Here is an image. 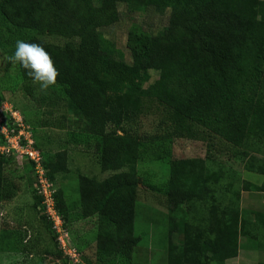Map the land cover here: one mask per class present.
Here are the masks:
<instances>
[{"label":"trees","instance_id":"trees-1","mask_svg":"<svg viewBox=\"0 0 264 264\" xmlns=\"http://www.w3.org/2000/svg\"><path fill=\"white\" fill-rule=\"evenodd\" d=\"M132 1L0 0L13 46L23 39L45 48L59 72L50 88L70 112L89 118L92 136L100 139L99 164L109 175L79 178L80 217L98 218L100 264L129 260L141 240L134 229L142 144L124 123L138 118L143 98L172 109L180 137L203 129L240 149L245 168L264 176V160L251 154L264 150V0H235L239 14L219 8L221 0H147V10L166 16L165 24L127 62L104 48L101 30L120 22V7ZM10 9L21 22L12 23ZM46 37L68 41L57 45ZM43 158L50 179L67 172L65 152ZM8 161L17 164L0 155V203L15 197L5 175ZM169 169L167 181L152 188L169 215L167 264H225L238 256L239 239L247 238L238 200L221 202L205 190L207 182L221 180L220 171L202 158L173 159ZM254 189L264 192V181ZM61 201L58 191L57 209L65 206ZM257 217L264 228V215Z\"/></svg>","mask_w":264,"mask_h":264},{"label":"rangeland","instance_id":"rangeland-1","mask_svg":"<svg viewBox=\"0 0 264 264\" xmlns=\"http://www.w3.org/2000/svg\"><path fill=\"white\" fill-rule=\"evenodd\" d=\"M146 1L133 0L129 5H122L120 22L101 30L104 48L127 62L132 61L133 49L145 46L148 38L165 24L166 16L148 11ZM218 7L230 13H242L235 0H221ZM10 13L14 16L13 24L22 21L23 16L16 10ZM8 26L13 27L0 18V107L7 104L23 116L32 126L36 146L45 157L65 152L67 172L51 176L54 188L56 192H62L61 202L65 204L58 208L63 220L59 233L38 209L31 166L7 162L6 179L16 191L11 201L0 203V264H100L97 260L98 218L80 217L79 194L80 176L100 181L109 175L99 164L100 139L92 136L87 116L67 109L60 92L55 93L53 88L42 92L38 84L21 76L17 64L5 59L14 53L13 37H16ZM45 40L57 45L68 41L61 37H46ZM156 78L153 74V80ZM124 128L142 144L137 164L140 184L134 229L141 240L129 260L118 259L116 264H167L169 215L164 199L152 188L167 181L169 163L173 159H206L212 170L220 171L222 180L207 182L205 190L221 202L238 200L233 195L242 192L236 189L237 183L243 185L244 193L262 192L254 189L259 187L253 186L256 180L250 177L239 180L244 169L240 149L203 129L192 128L188 130L189 134L184 130V137H180L172 109L156 99L143 98L138 118L124 123ZM251 154L264 160V150ZM61 237L69 240L65 250ZM173 241H178L177 236Z\"/></svg>","mask_w":264,"mask_h":264},{"label":"built area","instance_id":"built-area-1","mask_svg":"<svg viewBox=\"0 0 264 264\" xmlns=\"http://www.w3.org/2000/svg\"><path fill=\"white\" fill-rule=\"evenodd\" d=\"M32 127L17 110L9 108L7 104L0 107V155L14 158L17 164H29L35 177V186L40 198V211L61 233L62 216L57 209L56 190L48 176L42 152L36 148ZM67 236V233L65 234ZM63 249L69 244L60 238ZM73 255L71 251L68 253Z\"/></svg>","mask_w":264,"mask_h":264},{"label":"crops","instance_id":"crops-1","mask_svg":"<svg viewBox=\"0 0 264 264\" xmlns=\"http://www.w3.org/2000/svg\"><path fill=\"white\" fill-rule=\"evenodd\" d=\"M244 163V169L242 178L239 180L244 181L246 178L250 177L256 180V184L253 186H260L264 181V176L262 174L248 171L245 168V163L247 159H242ZM221 178L223 177L220 174ZM222 180V179H221ZM239 182V181H238ZM242 184L237 183L238 190L241 189L240 195L236 192L233 193L236 199H238V206L240 211V226L247 238L241 237L239 239V252L238 256L228 259L225 264H259L264 263V244L255 245L253 243H264V234L262 231L264 228L260 224V219L258 215H264V192H243ZM242 220V221H241Z\"/></svg>","mask_w":264,"mask_h":264},{"label":"clouds","instance_id":"clouds-1","mask_svg":"<svg viewBox=\"0 0 264 264\" xmlns=\"http://www.w3.org/2000/svg\"><path fill=\"white\" fill-rule=\"evenodd\" d=\"M11 63L19 64L27 70L34 84H38L42 92H46L57 82L59 75L50 54L38 43L18 39L11 56L5 57Z\"/></svg>","mask_w":264,"mask_h":264}]
</instances>
